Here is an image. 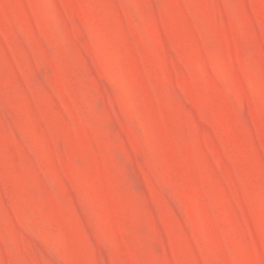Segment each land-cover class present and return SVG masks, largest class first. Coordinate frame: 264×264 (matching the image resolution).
Listing matches in <instances>:
<instances>
[{"label": "rangeland", "instance_id": "obj_1", "mask_svg": "<svg viewBox=\"0 0 264 264\" xmlns=\"http://www.w3.org/2000/svg\"><path fill=\"white\" fill-rule=\"evenodd\" d=\"M0 264H264V0H0Z\"/></svg>", "mask_w": 264, "mask_h": 264}]
</instances>
